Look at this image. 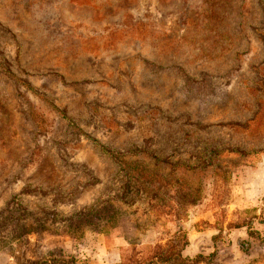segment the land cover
Returning <instances> with one entry per match:
<instances>
[{
    "label": "rangeland",
    "instance_id": "1",
    "mask_svg": "<svg viewBox=\"0 0 264 264\" xmlns=\"http://www.w3.org/2000/svg\"><path fill=\"white\" fill-rule=\"evenodd\" d=\"M261 215L264 0H0V264H264Z\"/></svg>",
    "mask_w": 264,
    "mask_h": 264
},
{
    "label": "trees",
    "instance_id": "2",
    "mask_svg": "<svg viewBox=\"0 0 264 264\" xmlns=\"http://www.w3.org/2000/svg\"><path fill=\"white\" fill-rule=\"evenodd\" d=\"M259 222L264 225V216L263 215L260 216ZM247 225H250L249 221H248V224L241 223V224L237 225L236 227L247 226ZM248 233L250 236H253L255 234H258V231L252 230L250 228ZM187 243H188L187 239L183 240V246L187 245ZM180 257H181V253L179 250H175L172 252H167V251L159 252V253L157 252L153 256V259L148 260V261L144 262L143 264H160V263L169 264V263L173 262L175 259H178ZM29 264H78V262L73 258L58 257V258H52V259H47V258L38 259V260H35L33 262H30Z\"/></svg>",
    "mask_w": 264,
    "mask_h": 264
}]
</instances>
